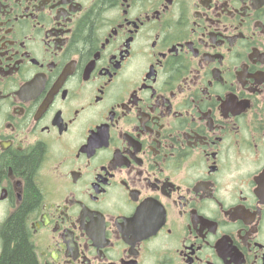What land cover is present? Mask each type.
<instances>
[{"label":"flooded vegetation","instance_id":"1","mask_svg":"<svg viewBox=\"0 0 264 264\" xmlns=\"http://www.w3.org/2000/svg\"><path fill=\"white\" fill-rule=\"evenodd\" d=\"M0 264H264V0H0Z\"/></svg>","mask_w":264,"mask_h":264},{"label":"trees","instance_id":"2","mask_svg":"<svg viewBox=\"0 0 264 264\" xmlns=\"http://www.w3.org/2000/svg\"><path fill=\"white\" fill-rule=\"evenodd\" d=\"M11 224H12V226L9 227L8 231H21L22 230L20 225H17V224L15 225L14 223H11Z\"/></svg>","mask_w":264,"mask_h":264}]
</instances>
